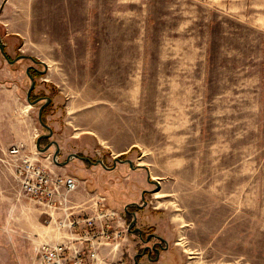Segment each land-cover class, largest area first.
Returning <instances> with one entry per match:
<instances>
[{"label": "rangeland", "instance_id": "obj_1", "mask_svg": "<svg viewBox=\"0 0 264 264\" xmlns=\"http://www.w3.org/2000/svg\"><path fill=\"white\" fill-rule=\"evenodd\" d=\"M233 1L70 0L69 25H59L64 11H41L38 24L24 27V41L14 46L0 27L10 59L27 55L10 62L0 49V157L12 144L27 142L26 152L38 151L46 161L49 148L41 151L38 137L48 131L45 124L59 127L65 108L52 100L39 113L58 87L68 94L67 105L79 99L85 107L113 108V125L117 94L124 92L126 125L142 142L137 161L149 162L160 180L149 196L189 228L183 239L192 250L189 264H264V0H246V6ZM67 34L73 41L49 39ZM31 67L39 71L31 91L35 103L27 96ZM101 155L58 157L121 213L125 205L133 209L122 198L142 191L106 187L101 169L125 164L117 174L132 186L137 173L147 178V170ZM42 158L37 163L45 165ZM12 176L0 166L1 186H10ZM108 180L115 187L119 181L111 174ZM4 200L0 264H31L35 245L54 240L53 218L26 195L12 211Z\"/></svg>", "mask_w": 264, "mask_h": 264}, {"label": "crops", "instance_id": "obj_2", "mask_svg": "<svg viewBox=\"0 0 264 264\" xmlns=\"http://www.w3.org/2000/svg\"><path fill=\"white\" fill-rule=\"evenodd\" d=\"M240 3L242 2L234 0L231 4L240 6ZM244 3L246 6V0H244ZM92 6H90V8ZM0 7V27L5 35L9 37L8 43L10 46H14L16 40L21 42L24 41L26 32V28L24 27L28 29V27L36 26L41 11H43L44 14L47 13V10L49 11L48 13H52L53 10L59 12L64 11V13L58 14L60 16L59 25H69L72 18L71 14H69L70 10H72L70 7V0H0ZM48 18H52V15H48ZM48 35L50 36V34ZM49 39L53 42H69L73 41L74 36L67 34L66 37L60 36L53 38L52 36L49 37ZM124 96V92L117 94V124L113 125L112 122H109L114 118L113 108L107 105H100V103L85 107L83 103L80 104L82 100L79 99L72 100L67 105L70 99H68V94L59 87L57 92H55L53 96V106L56 107L57 105L54 103L57 102L63 103L65 113L60 117L61 119H58V128L48 124L51 129V135L45 137H47L48 141L53 142V144L48 149L49 152L46 161L43 160L40 154L37 155L38 159L42 158V161L48 168L60 173L75 175V173H70L65 165L66 162H62L64 160L58 157L59 154H61L63 158L67 157L70 159L72 157H77L82 152L83 155L90 152L94 155L95 151L96 154L102 151L104 156L101 155V158L103 161L105 158H112L113 161H120L122 163H127V161L130 160L133 162L134 168H140L139 170L146 169L148 175L147 178H143L141 173H137L136 176L138 179L135 180L132 186L130 185V181L126 182L123 180V176L117 174L119 169L125 167V164L115 163L110 167L107 166L101 169L102 178L104 179L103 181L106 187L110 185L113 188H117V191H119L121 187L131 186L134 190V195L137 190L142 191V195L137 198L127 200L126 198H122L125 204L134 206V208L130 210L128 206L125 205L123 213H121L120 208L114 206L112 202H110L111 200L106 193L96 188H89L90 186L86 179L83 180V184L79 182L78 189L68 196L66 210L63 211L62 209H58L53 213V238L54 240L74 238V241L79 246L87 242L77 239L78 236H85L87 232L86 229L80 227L76 229L77 231H74L67 227H61L58 220L65 216V212L93 215L98 208V196L103 195L106 197V205L117 210L125 221L126 217L130 218L132 215L134 216L133 218L131 217L132 221H130V224H127L126 232L125 229L121 230L122 238L117 246L114 247L113 242L101 244L99 246V255L106 264H189L192 250H188L183 244V239L186 238L184 241L187 242L189 238V228L184 230L185 225L182 222L179 223L177 217L168 214L163 207L153 204V200L149 196L150 191L154 189V186H156L158 184L157 182H160V180L154 179L156 175L151 173V165L149 162L144 161L140 163L137 161L141 156L140 151L142 150V142L140 136L132 134L134 132L129 133L132 127L131 124L126 125V122H129V118L128 115L125 114ZM42 134V138L44 139V135L49 134V129L46 132H42L41 135ZM39 137L41 138L40 135ZM25 145L28 148L29 143L26 142ZM55 153H57L56 156ZM122 154L126 156L123 159L119 158ZM9 158V155L0 157V166L10 169L13 175V169ZM97 160H100V157L97 156ZM85 164L88 166L87 168L91 169H96L98 167L96 162L92 163L91 166L89 162H85ZM84 168L85 167L82 166V169ZM110 174L113 176L116 175L119 180L116 187L114 184L111 185V183H109L108 177ZM8 187H6L5 184L3 186L0 185V207L6 203L4 200V198H6L10 202H16L14 205H11L9 202L10 205L7 206V210L12 211L15 206L17 207L18 201L21 199L19 186L14 176L10 177V186ZM134 195L131 196L133 197ZM131 225H134L133 229H130ZM99 226L100 223L97 222L96 228ZM130 234L134 235V237L136 236V239L132 241ZM139 234L143 235L142 239L139 237ZM123 240L126 241L123 242ZM126 252L128 256H125Z\"/></svg>", "mask_w": 264, "mask_h": 264}, {"label": "built area", "instance_id": "obj_3", "mask_svg": "<svg viewBox=\"0 0 264 264\" xmlns=\"http://www.w3.org/2000/svg\"><path fill=\"white\" fill-rule=\"evenodd\" d=\"M38 153L26 152L24 142L12 144L6 151L20 194L28 196L53 217L58 209L66 210L68 196L78 189L79 180L75 175L38 164ZM97 205L93 215L65 212V216L58 220L61 227L74 231L80 227L86 229L85 236H78L77 239L87 242L79 246L74 238L40 241L35 245V259L31 264H106L98 248L110 242L117 246L126 221L117 210L106 205L105 196H98ZM97 222L100 223L98 228Z\"/></svg>", "mask_w": 264, "mask_h": 264}, {"label": "water", "instance_id": "obj_4", "mask_svg": "<svg viewBox=\"0 0 264 264\" xmlns=\"http://www.w3.org/2000/svg\"><path fill=\"white\" fill-rule=\"evenodd\" d=\"M0 49L3 51V44L0 42ZM5 53V52H4ZM27 55L26 54H19V55H17L14 59H10V62H14V61H16V60H18V59H20V58H24V57H26ZM27 71H28V69H27ZM30 77H31V79H32V81H31V85H30V87H29V90H28V93H27V96H28V99H30V93H31V91H32V89L34 88V86H35V80H34V78H33V76L30 74ZM39 98H37V99H34V100H31L30 99V101H31V103H35L37 100H38ZM45 99H46V101H45V103L42 105V107H41V111H40V113H39V116H41V112H42V108L46 105V104H48L50 101H51V98L50 97H45ZM45 124V123H44ZM46 125V127L49 129V134H47V135H45V136H50L51 135V129H50V127L47 125V124H45ZM39 143H40V137L38 138V140H37V147L39 148V149H41V151H46L52 144H53V142H50V143H48L45 147H43V148H40V146H39ZM58 152V151H57ZM56 154L57 153H55V156H56ZM99 161H101V160H99ZM102 162V161H101ZM128 162H130L131 163V166H133V164H132V162L130 161V160H128ZM132 226V225H131Z\"/></svg>", "mask_w": 264, "mask_h": 264}, {"label": "trees", "instance_id": "obj_5", "mask_svg": "<svg viewBox=\"0 0 264 264\" xmlns=\"http://www.w3.org/2000/svg\"><path fill=\"white\" fill-rule=\"evenodd\" d=\"M0 35H2V33L0 32ZM6 46L5 45H3V52H6ZM4 56H5V58H7L8 60H10V56H9V54L8 53H4ZM35 61H39L37 58H35V57H32ZM29 72H31L30 74L32 75V76H35V74H39V71H38V69H36V68H33V67H31L30 68V71ZM32 93V92H31ZM31 93H30V99H31ZM47 97H50L51 98V101L46 105V107H44L43 109H42V112H41V114H44V112H45V109L47 108V106H49V105H51V103H52V100H53V96H47ZM42 119H43V117H42ZM120 157H125V154H122V155H120Z\"/></svg>", "mask_w": 264, "mask_h": 264}, {"label": "flooded vegetation", "instance_id": "obj_6", "mask_svg": "<svg viewBox=\"0 0 264 264\" xmlns=\"http://www.w3.org/2000/svg\"><path fill=\"white\" fill-rule=\"evenodd\" d=\"M46 105H47V104H46ZM46 105H45L44 107H46ZM44 107H43V108H44ZM40 136H41L40 140H42V139H43V138H42V137H43V134H42V135L40 134ZM44 137H45V135H44ZM45 138L47 139V137H45ZM45 138H44V139H45ZM49 142H50V141L45 142V145H43V146L45 147ZM133 226H134V225L131 226L132 229H133Z\"/></svg>", "mask_w": 264, "mask_h": 264}, {"label": "bare ground", "instance_id": "obj_7", "mask_svg": "<svg viewBox=\"0 0 264 264\" xmlns=\"http://www.w3.org/2000/svg\"><path fill=\"white\" fill-rule=\"evenodd\" d=\"M34 89V88H33Z\"/></svg>", "mask_w": 264, "mask_h": 264}]
</instances>
